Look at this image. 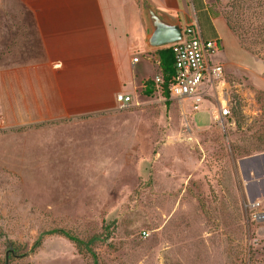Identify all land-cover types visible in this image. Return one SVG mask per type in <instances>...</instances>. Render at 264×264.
I'll use <instances>...</instances> for the list:
<instances>
[{
    "label": "rangeland",
    "instance_id": "obj_1",
    "mask_svg": "<svg viewBox=\"0 0 264 264\" xmlns=\"http://www.w3.org/2000/svg\"><path fill=\"white\" fill-rule=\"evenodd\" d=\"M207 6L253 57L252 72L223 65L221 126L214 100L194 113L155 87L104 115L12 126L0 86V264H264V0Z\"/></svg>",
    "mask_w": 264,
    "mask_h": 264
},
{
    "label": "crops",
    "instance_id": "obj_2",
    "mask_svg": "<svg viewBox=\"0 0 264 264\" xmlns=\"http://www.w3.org/2000/svg\"><path fill=\"white\" fill-rule=\"evenodd\" d=\"M148 2L182 28L196 24L203 40L217 41L225 59L220 64L252 72L243 62L253 57L241 48L224 19L212 14L207 0ZM3 4L0 47L6 63L0 86L8 125L114 112L118 94L133 102L160 76L157 51L169 46L147 45L143 0H4ZM260 80L254 84L264 90V79Z\"/></svg>",
    "mask_w": 264,
    "mask_h": 264
},
{
    "label": "built area",
    "instance_id": "obj_3",
    "mask_svg": "<svg viewBox=\"0 0 264 264\" xmlns=\"http://www.w3.org/2000/svg\"><path fill=\"white\" fill-rule=\"evenodd\" d=\"M182 40L172 45L175 62L174 77L169 86L172 100H189L192 112L197 113L201 105L208 98L214 100L212 119L221 126L230 117V105L223 88L224 70L222 64L210 61V56L218 51L215 40L205 41L201 38L196 24L186 25L182 28ZM136 62L137 58H133ZM161 76L154 78V87L160 89ZM209 91H212V95ZM116 101L119 109L128 107L131 97L118 94ZM146 236V233H142Z\"/></svg>",
    "mask_w": 264,
    "mask_h": 264
},
{
    "label": "water",
    "instance_id": "obj_4",
    "mask_svg": "<svg viewBox=\"0 0 264 264\" xmlns=\"http://www.w3.org/2000/svg\"><path fill=\"white\" fill-rule=\"evenodd\" d=\"M143 17L147 24L146 43L149 47L169 46L182 40V27L178 21H173L165 15H160L143 0ZM5 264H8L6 257Z\"/></svg>",
    "mask_w": 264,
    "mask_h": 264
},
{
    "label": "trees",
    "instance_id": "obj_5",
    "mask_svg": "<svg viewBox=\"0 0 264 264\" xmlns=\"http://www.w3.org/2000/svg\"><path fill=\"white\" fill-rule=\"evenodd\" d=\"M157 52H158L157 54L160 60V74L159 75L161 76V79H162V84L160 85V89L158 90L162 94V96L166 99V103L168 104L169 101L172 100L170 91H169V86L172 83V80L174 77L175 56H174L172 47L170 46L160 49ZM153 87H154V84H153ZM144 92H145V95L152 94V91L150 89L149 90L146 89ZM46 234L60 235L66 238L67 240H69L70 242H73L78 247L87 245L82 240L75 237L72 233L61 230V229H54V230L48 231ZM95 240H98V239L97 238L91 239L89 241V244H91Z\"/></svg>",
    "mask_w": 264,
    "mask_h": 264
}]
</instances>
